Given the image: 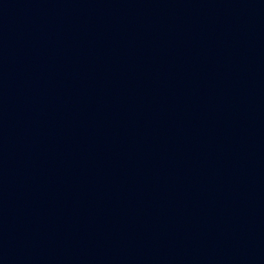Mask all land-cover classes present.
I'll use <instances>...</instances> for the list:
<instances>
[{
	"label": "water",
	"instance_id": "95a60500",
	"mask_svg": "<svg viewBox=\"0 0 264 264\" xmlns=\"http://www.w3.org/2000/svg\"><path fill=\"white\" fill-rule=\"evenodd\" d=\"M33 0H0V61Z\"/></svg>",
	"mask_w": 264,
	"mask_h": 264
}]
</instances>
